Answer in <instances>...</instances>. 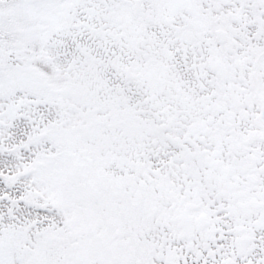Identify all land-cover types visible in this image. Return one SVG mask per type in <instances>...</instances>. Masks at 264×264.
Wrapping results in <instances>:
<instances>
[{"label":"snow or ice","instance_id":"1","mask_svg":"<svg viewBox=\"0 0 264 264\" xmlns=\"http://www.w3.org/2000/svg\"><path fill=\"white\" fill-rule=\"evenodd\" d=\"M0 264H264V0H0Z\"/></svg>","mask_w":264,"mask_h":264}]
</instances>
